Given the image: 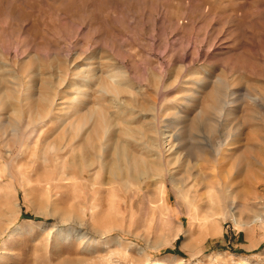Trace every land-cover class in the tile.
<instances>
[{"label": "rangeland", "instance_id": "1", "mask_svg": "<svg viewBox=\"0 0 264 264\" xmlns=\"http://www.w3.org/2000/svg\"><path fill=\"white\" fill-rule=\"evenodd\" d=\"M0 264H264V0H0Z\"/></svg>", "mask_w": 264, "mask_h": 264}, {"label": "bare ground", "instance_id": "2", "mask_svg": "<svg viewBox=\"0 0 264 264\" xmlns=\"http://www.w3.org/2000/svg\"><path fill=\"white\" fill-rule=\"evenodd\" d=\"M166 138V137H165Z\"/></svg>", "mask_w": 264, "mask_h": 264}]
</instances>
